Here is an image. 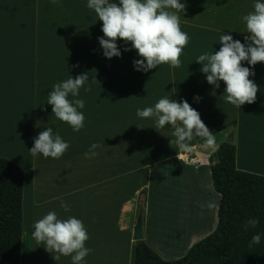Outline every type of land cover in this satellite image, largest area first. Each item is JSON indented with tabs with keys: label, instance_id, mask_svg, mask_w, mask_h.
Here are the masks:
<instances>
[{
	"label": "crops",
	"instance_id": "obj_1",
	"mask_svg": "<svg viewBox=\"0 0 264 264\" xmlns=\"http://www.w3.org/2000/svg\"><path fill=\"white\" fill-rule=\"evenodd\" d=\"M180 2L185 5V11L178 14L180 29L189 37L180 56V67L163 64L143 72L134 69L133 61L141 58L130 43L117 40L120 57H104L98 41L103 36L102 22L87 7V0H0V157L23 170L19 264H72L71 257L55 260L57 253L46 251L32 236L34 223L50 211L58 219L74 217L83 223L89 236L85 247L91 251L82 264H135L137 199L143 189H148V194L151 191L150 177H140V171L150 170L155 163L142 162L136 166L130 158L119 162L110 130L109 143L98 142L103 134V122L98 121L104 116L101 107L106 111L110 108L111 119L113 101L120 94H115L113 88L109 93L90 94L85 91L88 86H114L115 80L127 79L128 85L144 87V105L148 100L157 103L165 97L186 101L215 137L213 147L201 137L190 142L195 163L179 159L184 151L174 142L175 137L173 151L162 158L163 163L172 161L192 169V180L197 184L206 176L211 198L208 201L200 190L180 191L174 201L171 228L168 231L167 223L164 224L166 231L162 233L152 222L147 194L143 239L162 258L167 259L168 254L164 241L178 244L185 240L188 251L216 228L220 194L213 186L210 156L222 142L230 140L235 145L238 169L264 175V64L249 66L242 62L254 71L255 75L249 79L259 90L254 103L238 109L226 102L224 83L220 81L218 88L209 85L196 62L199 55L219 50L222 34L244 43L247 33L243 17L254 11L257 0ZM83 73H87L88 80L76 98L85 104L78 109L84 115V127L76 132L52 114L47 100L55 84ZM132 93H126L128 100L133 98ZM69 99H73L71 95ZM170 127L165 125L163 129L173 133ZM47 128L69 144L59 159L45 158L42 154L32 156L29 151L34 139ZM230 128L231 133L226 134ZM93 143L101 145L94 150L97 155L85 158ZM107 147L108 153L104 151ZM120 164L127 176L137 174L143 179L140 183L137 180L132 204L122 205L121 209ZM61 201L69 206V211H64ZM208 202H215L216 207L208 209ZM123 213L127 215L120 218Z\"/></svg>",
	"mask_w": 264,
	"mask_h": 264
},
{
	"label": "clouds",
	"instance_id": "obj_2",
	"mask_svg": "<svg viewBox=\"0 0 264 264\" xmlns=\"http://www.w3.org/2000/svg\"><path fill=\"white\" fill-rule=\"evenodd\" d=\"M87 7L94 10L102 22L103 36L98 37V41L105 58L120 57L121 51L117 47V40H120L125 44L130 43L131 49L141 58L133 61L137 71L148 72L163 64L172 68L180 67V56L189 41L188 35L180 29L178 14L185 11V5L180 0H87ZM243 20L247 33L244 43L234 40L231 35L222 34L219 50L203 53L196 60L201 65L200 71L206 75L207 83L218 88L222 81L226 102L238 109L242 105L254 103L259 90L249 79L255 75L254 71L243 66L242 62L246 61L249 66L264 64V3L257 0L254 11L245 15ZM87 80V73L75 78L69 76L67 80L55 84L48 93L47 104L52 106V114L76 132L84 127V115L78 109L85 106L84 101L76 97ZM85 91L90 89L86 88ZM70 95L72 100L69 99ZM195 99L198 101L199 97ZM137 115L141 118L155 117L158 128L170 125L174 129V142L182 151L190 150V142L194 137L204 138L209 147L215 145L212 131L186 101L161 98L154 107L137 109ZM100 146L93 143L89 152L85 153V158L95 157L97 152L94 150ZM68 147L67 142L58 134L54 136L52 129L47 128L34 139L29 151L32 156L42 154L45 158L59 159ZM61 207L65 212L69 211V206L63 201ZM215 207V202L207 203L208 209ZM258 223L257 219L250 218L244 227L246 230L255 228ZM33 227V238L37 243H42L49 253H57L55 260L65 256L71 257L72 264H82L91 251L85 247L89 239L87 230L77 218L61 220L54 211H50L37 220ZM260 241L261 235L256 233L252 236L251 244H259Z\"/></svg>",
	"mask_w": 264,
	"mask_h": 264
},
{
	"label": "trees",
	"instance_id": "obj_3",
	"mask_svg": "<svg viewBox=\"0 0 264 264\" xmlns=\"http://www.w3.org/2000/svg\"><path fill=\"white\" fill-rule=\"evenodd\" d=\"M236 147L224 141L210 156L214 189L220 194L216 228L180 258L163 259L144 239L135 241V264H264V175L240 170ZM23 170L0 157V264H19L22 239ZM144 192L138 211L144 210ZM254 218L255 228L245 229ZM261 235L259 244L252 236Z\"/></svg>",
	"mask_w": 264,
	"mask_h": 264
},
{
	"label": "rangeland",
	"instance_id": "obj_4",
	"mask_svg": "<svg viewBox=\"0 0 264 264\" xmlns=\"http://www.w3.org/2000/svg\"><path fill=\"white\" fill-rule=\"evenodd\" d=\"M110 82H113V79ZM115 82H117V84L114 86L102 85L101 87H87L90 89V91H87L90 94H97L101 91L109 93L110 88L114 89L115 94H120L119 97L113 101L111 119L110 116H108L110 114V108H107L106 111V108L101 107L104 116L99 118L98 121L103 122V134H100V140L98 142L103 140V143H109L110 130L113 132L115 149L117 144L119 162H123L124 159L127 161L128 158H130L136 166L141 165L142 162L155 163L150 170L143 169L140 171V177L143 176L145 179L150 177L151 180L150 194H148V189L142 190L145 197V205L142 212L144 219L148 194L152 222L158 229L161 228V230L164 231L162 233H165L166 228L164 229V224L167 223L169 231L173 222L174 201L180 191L185 189L200 190L207 200L210 201L211 198L208 195L209 187L207 177L203 176L200 178L201 181L197 184L192 180V169L188 170L186 168L187 166L182 168L181 166L175 165L172 161L163 163V156L166 154L169 155L173 151L171 150L174 145V136L172 132L163 128H158L156 126L155 117L141 118L137 115V109L143 110L147 107H154L155 103L153 100H148L144 105L143 86L137 84L136 86L128 85L127 79H117L114 83ZM126 93H132L131 95L133 98L128 100ZM172 131H174V129H172ZM231 131L232 128H230V131H226V134L229 132L231 133ZM225 138H227V135H225ZM104 151L108 153V147L105 148ZM87 152H89V150H87ZM184 152H182L181 155ZM181 155L179 159L183 163H191V161H183ZM176 161L178 162V160ZM119 169L120 175H123L119 183V204L121 209L122 205L128 206L132 204L134 199L133 191L137 184V180L140 183L143 179H140L137 174L127 176L126 173L123 172V170L126 169L121 167V164L119 165ZM139 197L138 195V199ZM138 199L137 204L139 201ZM138 212L137 205V213ZM126 215L127 213L120 214V218ZM207 218L209 217L207 216ZM164 242L166 243L164 249L168 253L166 254V260L177 259L185 255L187 241L185 242L184 240L182 243L178 244L173 243L171 240H169V242ZM25 250L29 253L30 247L25 248Z\"/></svg>",
	"mask_w": 264,
	"mask_h": 264
},
{
	"label": "water",
	"instance_id": "obj_5",
	"mask_svg": "<svg viewBox=\"0 0 264 264\" xmlns=\"http://www.w3.org/2000/svg\"><path fill=\"white\" fill-rule=\"evenodd\" d=\"M230 142V140H227ZM134 240H142L143 235V212L139 211L136 216L135 225H134Z\"/></svg>",
	"mask_w": 264,
	"mask_h": 264
},
{
	"label": "built area",
	"instance_id": "obj_6",
	"mask_svg": "<svg viewBox=\"0 0 264 264\" xmlns=\"http://www.w3.org/2000/svg\"><path fill=\"white\" fill-rule=\"evenodd\" d=\"M181 159L185 162H196V159L194 156H192L191 151H185L182 155H181Z\"/></svg>",
	"mask_w": 264,
	"mask_h": 264
}]
</instances>
